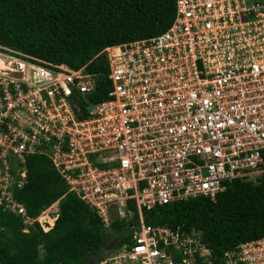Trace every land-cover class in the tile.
I'll list each match as a JSON object with an SVG mask.
<instances>
[{"label":"built area","instance_id":"built-area-1","mask_svg":"<svg viewBox=\"0 0 264 264\" xmlns=\"http://www.w3.org/2000/svg\"><path fill=\"white\" fill-rule=\"evenodd\" d=\"M174 1L164 31L94 56L106 72L0 44V208L34 221L11 169L42 154L105 226L129 223L101 264H264V235L218 257L197 229L144 222L264 173V0ZM99 75L110 88L92 103Z\"/></svg>","mask_w":264,"mask_h":264},{"label":"trees","instance_id":"trees-1","mask_svg":"<svg viewBox=\"0 0 264 264\" xmlns=\"http://www.w3.org/2000/svg\"><path fill=\"white\" fill-rule=\"evenodd\" d=\"M174 2L0 0V44L52 63L72 68L88 63V70L106 72L104 53L94 56L108 45L164 31L173 19ZM109 88V81L100 76L88 101L107 98ZM20 171L24 181L12 189V196L34 221L23 222L19 214L0 208V264H99L96 254L108 233L115 236V246L129 239V223L115 219L105 226L87 203L67 189L46 156L27 155L19 171L11 169L16 179ZM56 199V217L45 231L36 218ZM143 215L148 224L199 230L219 257L240 242L264 235V173L256 184L232 180L212 197L155 206Z\"/></svg>","mask_w":264,"mask_h":264},{"label":"rangeland","instance_id":"rangeland-1","mask_svg":"<svg viewBox=\"0 0 264 264\" xmlns=\"http://www.w3.org/2000/svg\"><path fill=\"white\" fill-rule=\"evenodd\" d=\"M55 207H56L55 204H52L51 206H49L47 208L48 211L47 210L44 211L46 209L45 208L37 216V221L43 227V230H46L47 229L46 227L51 226L53 218L51 217L50 213L55 211ZM51 214H53V213H51ZM53 215H55V213ZM107 239L105 240L103 248L96 254L97 256H99L98 257L99 264H101L103 259H105V258L109 257V255H111V251H112L113 247H115V245H113V243L115 241V236H110V238H107Z\"/></svg>","mask_w":264,"mask_h":264},{"label":"clouds","instance_id":"clouds-1","mask_svg":"<svg viewBox=\"0 0 264 264\" xmlns=\"http://www.w3.org/2000/svg\"><path fill=\"white\" fill-rule=\"evenodd\" d=\"M58 201H59V199H56L53 203H51V204H55V206H56V207H55V211H54V212H51V213H55V215H53V214L50 213L51 217L53 218V220H52V224H53V221H54V219H55V217H56V212H57L56 210L58 209ZM51 204H50V205H51ZM50 205H49V206H50ZM49 206H47L46 209L44 208L45 210H44V209H43V210L46 211L47 208H48ZM43 210H42V211H43ZM52 224H51V225H52ZM49 227H50V226H49ZM49 227H46V228L49 229ZM48 229H47V230H48ZM45 231H46V230H45Z\"/></svg>","mask_w":264,"mask_h":264},{"label":"flooded vegetation","instance_id":"flooded-vegetation-1","mask_svg":"<svg viewBox=\"0 0 264 264\" xmlns=\"http://www.w3.org/2000/svg\"><path fill=\"white\" fill-rule=\"evenodd\" d=\"M107 238H110V234L108 233V235H107ZM108 240V239H107ZM114 243H115V241H114ZM114 243H113V245H114Z\"/></svg>","mask_w":264,"mask_h":264},{"label":"bare ground","instance_id":"bare-ground-1","mask_svg":"<svg viewBox=\"0 0 264 264\" xmlns=\"http://www.w3.org/2000/svg\"><path fill=\"white\" fill-rule=\"evenodd\" d=\"M51 205H52V204H51ZM51 205H50V206H51ZM47 211H48V210H47ZM36 220H37V218H36Z\"/></svg>","mask_w":264,"mask_h":264},{"label":"water","instance_id":"water-1","mask_svg":"<svg viewBox=\"0 0 264 264\" xmlns=\"http://www.w3.org/2000/svg\"><path fill=\"white\" fill-rule=\"evenodd\" d=\"M47 229H48V228H47ZM47 229H46V230H47Z\"/></svg>","mask_w":264,"mask_h":264}]
</instances>
